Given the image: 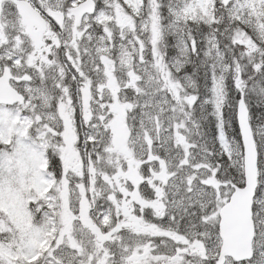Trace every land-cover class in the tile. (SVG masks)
<instances>
[{
    "label": "snow or ice",
    "instance_id": "1",
    "mask_svg": "<svg viewBox=\"0 0 264 264\" xmlns=\"http://www.w3.org/2000/svg\"><path fill=\"white\" fill-rule=\"evenodd\" d=\"M0 264H264V0H0Z\"/></svg>",
    "mask_w": 264,
    "mask_h": 264
}]
</instances>
